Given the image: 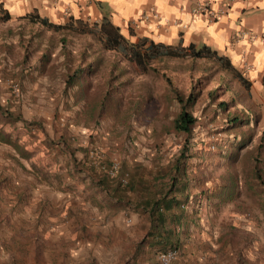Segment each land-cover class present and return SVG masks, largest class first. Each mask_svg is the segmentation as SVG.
<instances>
[{
    "label": "rangeland",
    "instance_id": "rangeland-1",
    "mask_svg": "<svg viewBox=\"0 0 264 264\" xmlns=\"http://www.w3.org/2000/svg\"><path fill=\"white\" fill-rule=\"evenodd\" d=\"M4 13L0 6V63L9 58L11 67L0 69L6 86L0 85V138L14 144V155L0 140V216L14 212L7 202L14 189L26 194L53 174L63 177L71 196L133 202L186 142L192 198L181 218L184 257L194 264H264V122L246 106L249 95L229 71L211 60L182 57L153 61L157 72H143L102 45L100 22L85 19L59 30ZM191 86L200 91L192 108L196 121L189 136L178 135L171 128L178 107L173 94L185 95ZM5 96L14 109L1 103ZM12 117L26 130L15 125L12 134L5 132L4 121ZM73 127L81 132L72 134ZM59 151L65 158L58 174L50 162ZM122 177L125 183H117ZM19 212L16 222L0 217V264H93L69 253L76 238L94 237L91 214L68 213L66 240L43 243ZM136 244L125 264L155 259V252Z\"/></svg>",
    "mask_w": 264,
    "mask_h": 264
},
{
    "label": "crops",
    "instance_id": "crops-1",
    "mask_svg": "<svg viewBox=\"0 0 264 264\" xmlns=\"http://www.w3.org/2000/svg\"><path fill=\"white\" fill-rule=\"evenodd\" d=\"M201 3H207L220 14L211 20L191 11ZM0 6L5 12L4 15L9 18L16 19L31 13L54 24L55 28L49 27L53 29L68 30L64 26L70 24L72 28L74 23L85 19L95 22L103 20L117 27L119 33L130 42L146 37L153 42L171 46L205 45L225 56L248 80L250 85L245 90L250 103L246 106L254 108L252 111L256 110L260 116L259 122H264V0H0ZM6 59V63H0L3 71L11 67L9 58ZM4 77L0 78V85L6 87L3 84ZM1 103H5L10 110L14 109L13 105L8 104L10 99L6 96ZM15 125L20 130L25 131L27 128L23 122L14 123L12 117L4 121V131L14 132ZM73 128L72 134L81 132L78 128ZM24 136L18 141L23 143ZM39 137L41 136L36 138ZM2 145L12 151L11 156L14 155L12 142ZM50 151L53 152L52 149ZM61 158H65V151L58 153L50 162L53 169L59 171L64 168ZM53 175L57 177L40 180L28 186L30 189L26 194L24 192L25 195H18L20 189H14V194L8 195L7 200L9 205H14V212L3 211L1 216L16 222L14 213L19 209L17 216L26 219L27 228H35L32 234L45 243L50 237L51 240H66L64 222L68 213L77 212L81 217L85 213L91 214L89 224H95L89 231L94 237L90 240L76 238L74 243L71 242L75 249L71 250L70 244L69 253L77 252L72 258L79 260L86 256V260L93 264H125L124 261L132 255L136 240L138 243L143 236L145 228L138 222L143 218L142 214L139 211L131 212L128 206H122L118 201L114 203L103 196L92 201L76 195L71 196L63 177ZM91 218L97 220L92 222ZM179 233L181 245L177 258L171 264H191L193 261L184 257L186 243L182 239L181 230ZM64 251L68 252L66 246ZM88 251L92 252L91 255ZM94 254L99 258L98 261L92 256ZM133 264H157V261L152 256H143L137 258Z\"/></svg>",
    "mask_w": 264,
    "mask_h": 264
},
{
    "label": "trees",
    "instance_id": "trees-1",
    "mask_svg": "<svg viewBox=\"0 0 264 264\" xmlns=\"http://www.w3.org/2000/svg\"><path fill=\"white\" fill-rule=\"evenodd\" d=\"M5 17L7 18V16ZM22 17L32 18L31 21L37 20L48 27H56L38 15L26 14ZM64 28L72 30L70 24L64 26ZM89 30L91 32V28ZM96 34L104 47L120 52L125 59L133 62L143 72L149 70L157 72L156 68L151 66V62L163 58L180 59L189 57L191 60L203 58L211 60L219 68L229 71L244 89H247L250 85L248 80L229 63L225 56L218 54L205 45L199 47L192 44L186 47L171 46L153 42L146 37H140L136 41L130 42L119 33L117 27L103 20L97 25ZM199 93V90H194L191 86L185 95L179 93L178 90L173 94V99L178 107L172 119L171 128L176 134L189 136L192 133L196 121L192 108ZM0 110H2L1 105ZM229 120L235 121V117H231ZM0 140L10 143V140L5 136ZM15 148L19 154V148L17 146ZM189 155L187 143L184 142L183 146L176 150L171 163L162 172L153 176L155 181L150 180L145 187V192H141L140 195L137 194L133 202L126 200L124 197L116 198V202L118 201L124 206L134 207L140 215L142 214L141 221L145 223V230L137 243L139 244L137 247L147 248L151 253L172 248L178 252L181 245L178 233L184 228L181 218L184 216L185 205L192 198L190 194V182L192 180L188 178L189 173L186 163ZM79 162L75 163L82 166L83 161ZM119 182L125 183V177L119 178L117 183ZM193 182V187L198 186L199 183ZM97 183L100 186L106 185L102 180H98Z\"/></svg>",
    "mask_w": 264,
    "mask_h": 264
},
{
    "label": "built area",
    "instance_id": "built-area-1",
    "mask_svg": "<svg viewBox=\"0 0 264 264\" xmlns=\"http://www.w3.org/2000/svg\"><path fill=\"white\" fill-rule=\"evenodd\" d=\"M191 11L198 15H205L208 19L211 20L220 14L218 10L211 9L207 3L197 4V6L192 8ZM177 255H178L177 250L172 248L164 251H157L155 253V259L157 261V264H170L172 261H174L177 258Z\"/></svg>",
    "mask_w": 264,
    "mask_h": 264
}]
</instances>
